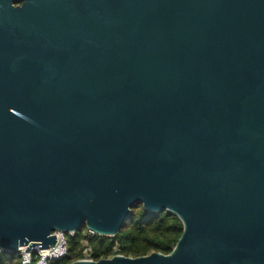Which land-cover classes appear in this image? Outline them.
<instances>
[{
    "label": "water",
    "instance_id": "1",
    "mask_svg": "<svg viewBox=\"0 0 264 264\" xmlns=\"http://www.w3.org/2000/svg\"><path fill=\"white\" fill-rule=\"evenodd\" d=\"M138 205L170 254L71 264H264V0H0V249Z\"/></svg>",
    "mask_w": 264,
    "mask_h": 264
},
{
    "label": "trees",
    "instance_id": "2",
    "mask_svg": "<svg viewBox=\"0 0 264 264\" xmlns=\"http://www.w3.org/2000/svg\"><path fill=\"white\" fill-rule=\"evenodd\" d=\"M86 227L66 233L68 244L67 255L50 264H71L82 258L80 244L84 239ZM180 220L172 213H152L144 210L141 205L132 209L130 217L122 229L112 237L94 235L86 237L92 247L91 259L98 261L110 259L116 255L129 258L145 257L152 253L168 255L174 249L182 234ZM36 255H32V263L36 264ZM0 264H22L18 252H0Z\"/></svg>",
    "mask_w": 264,
    "mask_h": 264
},
{
    "label": "built area",
    "instance_id": "3",
    "mask_svg": "<svg viewBox=\"0 0 264 264\" xmlns=\"http://www.w3.org/2000/svg\"><path fill=\"white\" fill-rule=\"evenodd\" d=\"M69 234L73 235L74 233H69ZM52 235H55L56 242L54 246L49 247L46 250L32 249L31 251H24L25 248H19L18 253L20 254L21 257V263L31 264L33 254L36 255V262H35L36 264H50L53 261L65 257L68 252L66 233L56 231ZM94 235H98V234H95L94 232L86 228L84 233V239L81 241L80 244V252L82 258L79 261H93L91 259L92 247L88 243L86 237H91ZM2 251L3 250L0 249V252Z\"/></svg>",
    "mask_w": 264,
    "mask_h": 264
},
{
    "label": "flooded vegetation",
    "instance_id": "4",
    "mask_svg": "<svg viewBox=\"0 0 264 264\" xmlns=\"http://www.w3.org/2000/svg\"><path fill=\"white\" fill-rule=\"evenodd\" d=\"M20 4H14V6H19Z\"/></svg>",
    "mask_w": 264,
    "mask_h": 264
}]
</instances>
